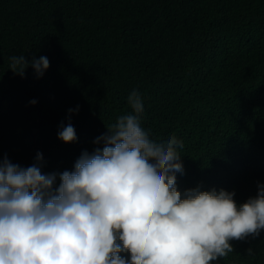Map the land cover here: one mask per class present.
Returning <instances> with one entry per match:
<instances>
[{"label": "trees", "instance_id": "1", "mask_svg": "<svg viewBox=\"0 0 264 264\" xmlns=\"http://www.w3.org/2000/svg\"><path fill=\"white\" fill-rule=\"evenodd\" d=\"M19 55L46 56L43 77L9 70ZM134 90L141 123L183 144L180 188L227 187L239 204L263 182L264 0H0V161L26 168L39 152L42 173L68 170Z\"/></svg>", "mask_w": 264, "mask_h": 264}, {"label": "clouds", "instance_id": "2", "mask_svg": "<svg viewBox=\"0 0 264 264\" xmlns=\"http://www.w3.org/2000/svg\"><path fill=\"white\" fill-rule=\"evenodd\" d=\"M9 70L36 79L46 56L9 57ZM131 112L106 127L63 172L42 173V154L21 167L0 161V264H248L264 259V180L243 203L234 191L209 185L182 189L185 171L175 136L141 123L143 100L126 98ZM36 99L29 101L35 105ZM79 106L68 109L70 115ZM57 138L76 140L69 122ZM243 165L229 171L235 187ZM237 174V176H236ZM236 176V177H235ZM120 249H127V254Z\"/></svg>", "mask_w": 264, "mask_h": 264}]
</instances>
